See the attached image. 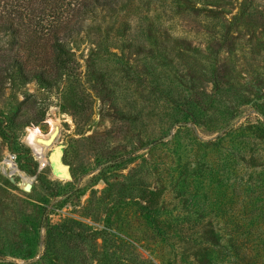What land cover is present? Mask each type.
Listing matches in <instances>:
<instances>
[{"label": "rangeland", "instance_id": "obj_1", "mask_svg": "<svg viewBox=\"0 0 264 264\" xmlns=\"http://www.w3.org/2000/svg\"><path fill=\"white\" fill-rule=\"evenodd\" d=\"M46 7L0 0V264H264V0H120L52 86L12 66L46 38L5 25ZM56 128L41 163L26 138Z\"/></svg>", "mask_w": 264, "mask_h": 264}, {"label": "trees", "instance_id": "obj_2", "mask_svg": "<svg viewBox=\"0 0 264 264\" xmlns=\"http://www.w3.org/2000/svg\"><path fill=\"white\" fill-rule=\"evenodd\" d=\"M53 1L55 0H41L43 5L47 7L41 9V27L39 30L34 29L32 22H35L33 18H29L31 23L28 22L27 25H24L21 20L12 21L11 19L5 22L6 31L12 38H46L44 46L47 53L43 58V66L29 65L28 68L24 61L18 59L12 63L19 77L25 82L36 81L42 85H56L62 72L71 68V65L67 62L70 58L65 53L66 44L64 39L78 38L85 28L84 24L87 22L88 16L97 10L117 6L120 2V0H64L66 3L60 10H56L51 7ZM189 101L191 100L185 101V105L188 106L185 107L186 114L183 121L188 122L191 120L198 123L199 117L196 115V111H191V108H199L200 104L190 103Z\"/></svg>", "mask_w": 264, "mask_h": 264}, {"label": "water", "instance_id": "obj_3", "mask_svg": "<svg viewBox=\"0 0 264 264\" xmlns=\"http://www.w3.org/2000/svg\"><path fill=\"white\" fill-rule=\"evenodd\" d=\"M57 137H58V129L56 128L53 132H51L48 135V138L46 140H43L44 141L43 143L50 147L52 146V144L53 145L55 144L54 142L57 141ZM62 154H63L62 146L60 145L55 146L53 148V152L49 156L48 163L52 168L54 174L53 176H56L57 178H61L64 180H70L71 175H70L69 167L62 162ZM31 188L32 185L29 182L24 185V191L26 192H30Z\"/></svg>", "mask_w": 264, "mask_h": 264}, {"label": "bare ground", "instance_id": "obj_4", "mask_svg": "<svg viewBox=\"0 0 264 264\" xmlns=\"http://www.w3.org/2000/svg\"><path fill=\"white\" fill-rule=\"evenodd\" d=\"M52 131V130H51ZM48 138V135L45 136V137H41V136H38V135H29L27 138H26V142L28 144V146L32 149L35 157L41 162V163H44L45 162V153H46V148L49 147L48 145L44 144L43 140H46ZM44 146V147H43ZM7 166V170H8V173L11 174V176L13 174H19L22 179H23V182H29L27 180V178L25 176H23V174H21L18 169L9 161V160H5V164Z\"/></svg>", "mask_w": 264, "mask_h": 264}, {"label": "built area", "instance_id": "obj_5", "mask_svg": "<svg viewBox=\"0 0 264 264\" xmlns=\"http://www.w3.org/2000/svg\"><path fill=\"white\" fill-rule=\"evenodd\" d=\"M13 160H14L13 158H10V159H9V161H10L11 163H13ZM45 164H47V162H45ZM45 164H43V166H42V167H44V166H45Z\"/></svg>", "mask_w": 264, "mask_h": 264}]
</instances>
